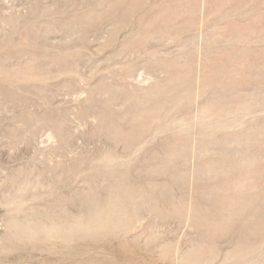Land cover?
Returning <instances> with one entry per match:
<instances>
[{"label":"rangeland","instance_id":"obj_1","mask_svg":"<svg viewBox=\"0 0 264 264\" xmlns=\"http://www.w3.org/2000/svg\"><path fill=\"white\" fill-rule=\"evenodd\" d=\"M0 264H264V0H0Z\"/></svg>","mask_w":264,"mask_h":264}]
</instances>
